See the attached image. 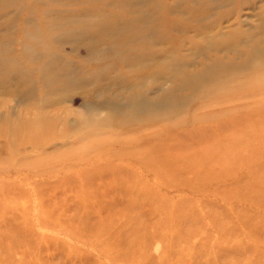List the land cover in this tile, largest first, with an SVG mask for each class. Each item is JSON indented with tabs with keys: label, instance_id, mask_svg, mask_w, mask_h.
Here are the masks:
<instances>
[{
	"label": "rangeland",
	"instance_id": "374dc122",
	"mask_svg": "<svg viewBox=\"0 0 264 264\" xmlns=\"http://www.w3.org/2000/svg\"><path fill=\"white\" fill-rule=\"evenodd\" d=\"M11 249L264 264V0H0Z\"/></svg>",
	"mask_w": 264,
	"mask_h": 264
},
{
	"label": "bare ground",
	"instance_id": "6f19581e",
	"mask_svg": "<svg viewBox=\"0 0 264 264\" xmlns=\"http://www.w3.org/2000/svg\"><path fill=\"white\" fill-rule=\"evenodd\" d=\"M9 254L6 256L2 257L3 259L0 258V264H17L16 261V255H13L15 252L13 249L9 250ZM20 256V255H19ZM21 264V263H18Z\"/></svg>",
	"mask_w": 264,
	"mask_h": 264
}]
</instances>
